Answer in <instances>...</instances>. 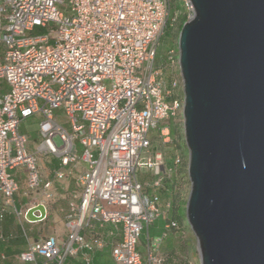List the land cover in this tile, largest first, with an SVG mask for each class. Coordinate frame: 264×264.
Instances as JSON below:
<instances>
[{"label": "built area", "instance_id": "obj_1", "mask_svg": "<svg viewBox=\"0 0 264 264\" xmlns=\"http://www.w3.org/2000/svg\"><path fill=\"white\" fill-rule=\"evenodd\" d=\"M183 1L190 20L193 5ZM175 20L171 0H0V79L8 85L0 97V193L6 205L19 189L15 168L24 166L28 187L35 189L43 182L38 160L44 155L58 157L62 166L87 164L78 175L81 193L67 215L66 239L36 241L20 259L64 264L85 250L89 262L87 253L104 240L81 231L112 224L121 227L112 248L117 264H163L160 247L175 222L159 235L147 233L145 253L139 244L145 226L164 213L147 190L171 172L153 135L171 144L169 120L184 107L179 80L165 77L166 68L180 67L179 49L156 66L160 39ZM38 27L46 32L34 34ZM36 114L42 115L41 141L31 149L20 125ZM141 170L153 179L139 181Z\"/></svg>", "mask_w": 264, "mask_h": 264}, {"label": "water", "instance_id": "obj_2", "mask_svg": "<svg viewBox=\"0 0 264 264\" xmlns=\"http://www.w3.org/2000/svg\"><path fill=\"white\" fill-rule=\"evenodd\" d=\"M190 2L178 40L187 220L200 264H264V0Z\"/></svg>", "mask_w": 264, "mask_h": 264}, {"label": "crops", "instance_id": "obj_3", "mask_svg": "<svg viewBox=\"0 0 264 264\" xmlns=\"http://www.w3.org/2000/svg\"><path fill=\"white\" fill-rule=\"evenodd\" d=\"M2 54L0 49V56ZM7 89L6 81L0 79V97ZM36 115L40 116L41 121L42 115ZM20 129L24 133V121L21 123ZM39 136L41 141L40 132ZM29 146L31 149L36 147L30 143ZM38 164L43 176L41 186L30 189L27 183L26 169L24 166H19L13 171L19 184V189L14 195V203L6 205L5 197L0 193V209L6 208L4 217L0 219V264H46L43 257H38L36 261H24L19 258V254L26 251L30 244L49 236H56L60 242H63L67 237V215L72 204L78 201L81 193L78 175L86 169L87 164L80 161L76 166L74 164L62 166L60 159L51 154L40 157ZM59 170L65 171L66 175L63 178L56 176ZM48 181H51L52 185L50 188H45L43 185ZM40 203L46 206V217L39 221L28 220L26 218L28 209ZM162 231L159 230L160 233L158 232L156 235L161 234ZM81 233L87 238L100 236L104 240V245L87 253L90 257L89 262L84 257L86 251L80 250L77 256L69 257L64 264H117L112 256V248L121 240L120 226L116 227L112 224L103 228L96 226L93 229H83ZM173 236L176 238L178 235L174 234ZM164 242L166 243V239Z\"/></svg>", "mask_w": 264, "mask_h": 264}, {"label": "rangeland", "instance_id": "obj_4", "mask_svg": "<svg viewBox=\"0 0 264 264\" xmlns=\"http://www.w3.org/2000/svg\"><path fill=\"white\" fill-rule=\"evenodd\" d=\"M173 1H174V6L172 8L171 17L175 14V12L179 14H183L186 12L185 3L183 0H173ZM178 22L179 20L176 21V24L174 25L175 27L177 26ZM44 32H46L45 28L38 27L33 33L39 34V33H44ZM178 40H179V36L173 38L172 34L169 31H166L165 34L161 37L158 50H157V61H156L157 67L161 66L162 63H165V60L167 59V53L169 52L170 49L172 48L178 49ZM177 55L179 58V53ZM173 76H175V78L179 80V85L177 87L176 93L181 98L184 104V92H183L184 86H183V79L181 76V69L179 66L176 67V72L172 71L171 75L168 76L167 73H165V77L168 82L171 81V78ZM39 121H40L39 115L32 116L24 121V133L28 135L29 143L34 146H36V144L40 142V136H39V130H38ZM175 123L178 128L177 130L178 140L181 143L184 142V150H185L184 153L186 154L185 159L188 160V166H189V151L185 143V136H184L183 108L181 109L179 114L175 117ZM64 125L69 130H71V125L69 122L64 121ZM153 137H156L155 139L153 138V143L156 147L160 145V151H162L165 154L166 152L170 150V148H168L169 147L168 145L164 146L159 143L157 139V132L154 133ZM137 177L139 181H141L142 183L153 179L152 172L147 171V170L139 171L137 174ZM190 188H191V184H190L189 175H188L183 183L182 194H181L183 198L182 205L184 207V209H182V214L185 217V227L186 228L185 230L183 229L184 230L182 232L183 235L177 236V238L175 239L174 248H173L175 254H174L173 260L166 259L167 258L166 255L170 253V248L168 249L165 248L164 252L161 251L163 252V256L165 257V261L163 262V264H200V256H199L197 239H196V236L193 230L191 229L188 223L187 216H186V204H187V200L189 197ZM163 223H164L163 217H160L153 224L149 226L148 231H147V227L145 226L142 232V235L140 237V244H139V248L143 253H145V242L147 238V233H149L150 236L156 235L159 232V230L163 228Z\"/></svg>", "mask_w": 264, "mask_h": 264}, {"label": "trees", "instance_id": "obj_5", "mask_svg": "<svg viewBox=\"0 0 264 264\" xmlns=\"http://www.w3.org/2000/svg\"><path fill=\"white\" fill-rule=\"evenodd\" d=\"M174 6V1L171 0V13L172 8ZM172 15V14H171ZM176 17V20L172 22V24H169L166 31H169L173 38L178 37L180 34V31L184 25V23L188 20V16L186 15V12L183 14H179L175 12L173 15ZM172 16V17H173ZM179 20L177 26L176 21ZM165 72L167 75H171L172 71H169L167 68L165 69ZM169 124L171 126V134H172V143L171 144H165L164 146H169L170 150L164 154L165 164L167 167L171 168V172L162 180L161 186H159L156 189H150L147 190V192L157 198V203L164 209V213L161 217H163L164 223L163 228L160 230L165 229V225L170 222H175L176 226H172L168 230V236L165 238L166 243L162 244L160 247V253L163 256V252L165 248H170V253H168L167 258L168 260H173L174 257V242H175V236L174 234H177L178 236L183 235V231L185 230V217L182 214L183 207V201H182V187L183 183L188 176V160L185 159L186 154L184 153V142L181 143L178 140V128L175 123V118H171L169 120ZM184 150V151H183ZM176 155H180V163L175 165L174 164V158ZM170 203V207L167 208L166 204ZM149 229V228H148ZM184 229V230H183ZM160 233V232H159ZM149 234V233H148ZM172 234V236H171ZM150 235V234H149ZM170 235V236H169ZM163 251V252H161ZM164 261L165 257L163 256Z\"/></svg>", "mask_w": 264, "mask_h": 264}]
</instances>
